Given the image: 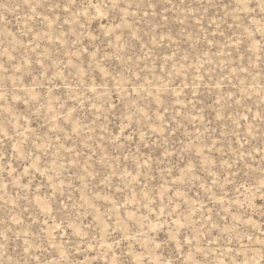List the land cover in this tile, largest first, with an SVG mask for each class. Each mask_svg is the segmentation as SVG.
I'll return each instance as SVG.
<instances>
[{
    "label": "rangeland",
    "instance_id": "rangeland-1",
    "mask_svg": "<svg viewBox=\"0 0 264 264\" xmlns=\"http://www.w3.org/2000/svg\"><path fill=\"white\" fill-rule=\"evenodd\" d=\"M0 264H264V0H0Z\"/></svg>",
    "mask_w": 264,
    "mask_h": 264
}]
</instances>
